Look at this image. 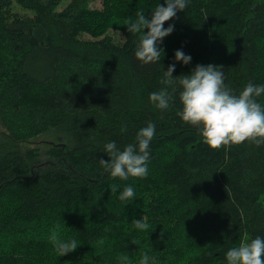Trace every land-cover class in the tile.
Instances as JSON below:
<instances>
[{
    "label": "trees",
    "instance_id": "16d2710c",
    "mask_svg": "<svg viewBox=\"0 0 264 264\" xmlns=\"http://www.w3.org/2000/svg\"><path fill=\"white\" fill-rule=\"evenodd\" d=\"M89 1L0 0V264H139L144 253L149 264H227L229 249L264 238V145L213 149L177 115L179 88L166 111L149 96L172 63L174 77L222 66L235 95L264 85V0H188L149 64L125 24L137 11L151 19L165 0H102L100 10ZM257 102L264 108V94ZM149 122L147 176L111 177L105 145L138 143ZM45 134L57 142L27 146ZM57 228L75 251L59 256Z\"/></svg>",
    "mask_w": 264,
    "mask_h": 264
},
{
    "label": "clouds",
    "instance_id": "9594fccd",
    "mask_svg": "<svg viewBox=\"0 0 264 264\" xmlns=\"http://www.w3.org/2000/svg\"><path fill=\"white\" fill-rule=\"evenodd\" d=\"M188 0H165V6L157 5L151 19L146 18L143 11L135 13V19L128 18L127 31L138 35L135 57L144 64L156 63L161 59L164 50L158 47L174 31V25L164 27L165 22L176 17L177 13L184 11ZM145 29L148 31L145 32ZM175 61L188 65L191 56L183 50H176ZM176 64L169 65L164 71L161 81L166 87L158 92H152L150 101L161 111H166L174 102L179 91V100L182 111L177 115L200 131L204 142L213 149L222 146L239 145L245 141L257 146L264 145V108L257 102V98L264 94V85L249 83L239 95L224 83L225 74L222 66L196 65L189 73L173 76ZM127 126L121 128L125 132ZM156 125L149 122L136 134V144H128L123 150L115 141L105 145V151L110 157L108 160L100 159V164L113 178L127 180L129 176L144 178L148 174L150 158V144L155 137ZM116 191L115 188L112 189ZM134 190L126 187L119 195L124 201L132 198ZM139 230H149V225L140 220H134ZM59 256L75 251L78 244L75 239L64 241L59 238L58 228L49 237ZM138 245L139 241H133ZM121 264L128 260L127 256L120 257ZM227 264H264V238L257 236L248 242H242L238 247L229 249L226 253ZM150 257L144 253L139 264H149Z\"/></svg>",
    "mask_w": 264,
    "mask_h": 264
},
{
    "label": "rangeland",
    "instance_id": "374dc122",
    "mask_svg": "<svg viewBox=\"0 0 264 264\" xmlns=\"http://www.w3.org/2000/svg\"><path fill=\"white\" fill-rule=\"evenodd\" d=\"M66 1H63L58 8H63L65 5ZM89 7L92 9H102V0H90L88 3ZM14 10L18 11L20 13L22 12H30V11H24V10H20L19 6L17 4H14ZM113 28H109V34L111 36L114 37V39L118 42H122L123 38L120 32L114 31V30H110ZM85 38H90L88 35L84 36ZM57 142L56 136L51 137L49 134H45V135H41L38 136L32 140L29 141V144H27V146L33 147L35 145L41 146V147H45L46 145H48L49 143H53L55 144Z\"/></svg>",
    "mask_w": 264,
    "mask_h": 264
}]
</instances>
